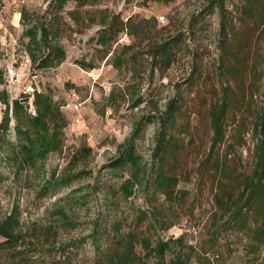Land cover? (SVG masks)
Wrapping results in <instances>:
<instances>
[{"label":"rangeland","instance_id":"obj_1","mask_svg":"<svg viewBox=\"0 0 264 264\" xmlns=\"http://www.w3.org/2000/svg\"><path fill=\"white\" fill-rule=\"evenodd\" d=\"M208 3L209 0H100L94 7H108L124 19L131 17L133 25L140 23L142 30L139 36L121 33L106 55L98 42L101 26L77 24L68 14L76 6L70 0L63 9L64 31L60 38L66 58L58 66L43 69L33 66L26 48L28 37L23 36L21 10L26 11V21H41L47 10L53 9L54 0H0V90L6 89L11 98L36 87L49 90L62 103L69 119L63 150L51 152L37 168L17 175L4 161L5 154L0 149V216L19 207L24 222L45 221L60 206L75 220V226L62 233L64 239L79 240L71 259L64 263L49 260L48 264H95L93 233L98 231V240L103 241L105 228L113 234L117 223L127 227L141 209H150L153 201L161 204L173 220L166 229L157 225L156 232L162 237L182 236L187 249L189 245L200 252L206 249L212 264H247L251 260L245 248L246 236L234 228H221L222 219L214 222L212 182L209 175L202 178V160L211 143V128L204 113L221 90V17L218 11H207ZM228 5L231 8L232 2ZM172 37L179 43L174 60L168 68L152 71L154 61L142 53L146 44L151 39ZM124 43L133 44L127 48L128 57L138 53L135 68L130 62L122 67L112 63ZM253 49L262 69V37ZM196 64L202 68L203 83L198 92L189 93L185 90L186 78ZM245 79L241 101L229 111V135L238 131L242 119L251 129L253 116L264 103V77L248 71ZM233 85L237 87L235 82ZM178 88L183 89L190 108L185 120L188 129L180 132L185 138L177 169L181 176L178 188L186 192L185 197L172 206L161 193L154 198L147 185L149 176L132 195L125 196L120 187L124 176L110 166L117 146L131 133L135 122L142 120L144 128L137 147L150 162L158 124L149 122L148 117L163 109ZM139 97L141 100L135 104ZM29 101L34 108L32 95ZM3 109L0 101V121ZM250 129H240L246 144L236 145L229 154L239 169L250 170L255 161V139ZM9 136L13 138L14 131ZM88 146L91 150L85 152ZM224 147L221 145V151ZM76 150H81L79 159L74 158ZM61 176L70 178L69 184H57Z\"/></svg>","mask_w":264,"mask_h":264},{"label":"trees","instance_id":"obj_2","mask_svg":"<svg viewBox=\"0 0 264 264\" xmlns=\"http://www.w3.org/2000/svg\"><path fill=\"white\" fill-rule=\"evenodd\" d=\"M68 1L54 0L53 9H48L41 21H26V11L21 10L23 36L28 37L26 48L35 68L55 67L66 58V49L60 38L64 31L63 9ZM74 1L76 6L69 9V16L82 26L92 23L101 26L98 42L106 55L121 33L139 36L142 32L140 23L133 25L131 17L124 19L108 7H94L100 0ZM229 1L232 2L231 8ZM207 11H218L221 17L218 70L221 90L204 113L211 128V143L202 160V178L209 175L212 182L216 206L212 213L214 222L222 219L221 228H234L246 236L245 248L251 255L247 264H264V103L255 112L251 129L242 119L238 131L232 135L227 133L229 111L241 101L246 73H260L261 78L264 77V67L259 69L261 61L255 57L253 49L257 40L264 39V0H209ZM178 44L176 37L151 39L146 44L147 49L141 51L154 61L152 71L156 68L164 70L174 60ZM132 45L124 43L123 49L112 57V63L122 67L130 62L135 68L138 53L127 56V48ZM194 66L186 78L185 90L189 93L198 92L203 83L201 66ZM2 83L0 72V85ZM31 95L34 108L29 101ZM137 100L135 104L141 97ZM0 101L4 104L0 149L4 151V161L17 175L39 167L51 152L63 150L69 119L62 103L49 90L36 87L32 92L11 98L6 89H1ZM157 110L153 117H148L149 122L158 124L150 162L138 151L137 140L144 128L142 120H138L131 133L118 144L110 166L124 176L120 187L125 196L132 195L149 176L147 185L154 198L161 193L164 201L172 206L186 193L178 188L181 176L177 171L182 162L180 153L185 138L180 132L188 129L185 120H188L190 111L183 89L178 88L166 106ZM243 128L250 129L255 139V161L250 170L236 167L229 155L236 145L246 144L245 136L239 132ZM11 130L15 134L13 138L9 136ZM223 144L225 147L221 151ZM84 150L89 152L91 147H84ZM80 151H75V159L80 158ZM57 180V184L63 185L70 182V178L64 176ZM152 203L150 209H141L127 227L117 223L113 234L105 228L103 241L98 240V231L93 233L95 264H212L206 249L200 252L193 245L187 249L181 241L182 236L165 238L156 232L157 225L166 229L173 220L161 204ZM73 226L75 220L60 206L53 209L45 221L30 223L24 222L19 207H14L0 216V264H48L49 260L69 262L79 240L74 237L64 239L62 233Z\"/></svg>","mask_w":264,"mask_h":264}]
</instances>
